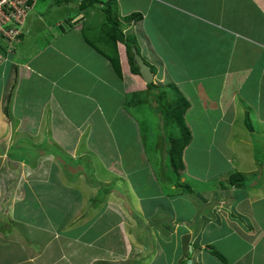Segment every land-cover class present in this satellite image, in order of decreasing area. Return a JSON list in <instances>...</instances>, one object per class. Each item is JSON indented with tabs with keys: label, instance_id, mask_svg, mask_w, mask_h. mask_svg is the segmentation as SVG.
Instances as JSON below:
<instances>
[{
	"label": "crops",
	"instance_id": "obj_1",
	"mask_svg": "<svg viewBox=\"0 0 264 264\" xmlns=\"http://www.w3.org/2000/svg\"><path fill=\"white\" fill-rule=\"evenodd\" d=\"M83 1L90 4L36 0L13 54L0 61V264H264V218L253 206L264 200L262 163L250 158L254 168H239L257 173L260 186L218 184V194L203 196L202 205L185 188L187 180L200 181L193 168H184L179 181L171 168H142V131L155 158L157 150L164 158L168 147L157 117H141L142 102L156 108L152 89L132 72L126 45H118V71L86 41ZM99 1L90 11L102 15L100 27ZM113 2L121 21L142 15L124 33L136 37L155 68V84H195L190 88L205 111L220 110L231 126L241 116L252 129L248 108L264 121V0ZM179 51L188 70L200 61L214 69L195 81L173 77L172 68H181L173 64ZM222 55L226 63L218 66ZM241 59L246 66L237 65ZM250 87L260 101L243 107ZM193 141L192 134L188 146ZM70 164L88 172L75 167L72 181Z\"/></svg>",
	"mask_w": 264,
	"mask_h": 264
},
{
	"label": "rangeland",
	"instance_id": "obj_2",
	"mask_svg": "<svg viewBox=\"0 0 264 264\" xmlns=\"http://www.w3.org/2000/svg\"><path fill=\"white\" fill-rule=\"evenodd\" d=\"M92 13V15H91ZM102 15L97 13L95 15L93 12L89 11L87 14V21L86 25L88 29L91 27V29H99V25L97 26L98 21L101 20ZM105 17V15H104ZM96 23V24H95ZM176 42L181 43V40H175ZM14 48H16V43H14ZM210 54L206 52L204 55L206 59H212L213 53ZM120 56V64H121V55ZM221 60L220 63L218 62V66H223V64L226 63L225 56H220ZM175 61L173 64H179L181 68H172V74L173 77L177 76V79H180V77L186 76L187 77H193L194 81L197 80L198 76L200 77L201 74H208L210 69H214L210 67V65L207 67L205 66V63L202 61L196 63L193 62L194 66L188 70L186 68L187 65V58H184L181 51H179V54L175 55ZM248 60L241 59L240 61H237V65H242L241 67L246 66V62ZM221 64V65H220ZM260 66V60H256L254 64V69H256ZM254 82V81H253ZM176 83L171 82L168 84H159L157 88L154 90L152 89V94H150L151 98L150 101L154 105L156 104V108L153 107L152 110H149L147 107H145L146 103L142 102L141 108L143 114H141V117L148 122H152L156 118L157 121V131L158 134H160V137L164 140H166V144L170 143L169 138L174 137L178 135V131H176L173 128V122L167 118V116L164 114V109L160 107L159 101L162 102V100L165 99H178L180 98V95L187 94V99L191 105V117L190 121H187V124L191 127V132L194 137V141L191 144V146H188L186 148L187 152V158L185 160L186 166L181 169H179L178 173L182 174L183 171L186 172L184 168H193L194 176L198 178L200 181H196V179H191L185 181V188L189 191V193H192L193 196H198V201H201V205L203 202V196L205 199H209L213 196H216L218 194V191L216 190V186L218 184H227L229 183V179L233 173L240 172L243 176V187L246 186H260L262 184L261 178L257 173H242L239 168H254L251 166V159L254 158V160L257 159V161H260L262 163V168H264V121L259 122L256 117H254L253 112L250 108L246 110V114L249 116V121L251 123L252 129H246L244 125L241 124V116L239 118V121H236L231 126L229 123L221 120L222 115L220 110H209L205 111V109L202 107L201 103L198 101L195 94L192 93L191 86H195V84L190 82H184L180 84V86H176ZM257 84H254V88H257ZM186 89V92L184 91ZM249 91L250 93L246 92ZM253 88L250 87L248 89H245V93L250 100L245 101L242 100L240 105L243 107L260 101L259 92L255 90L253 92ZM252 93V94H251ZM163 95V97H161ZM144 94L142 93L140 97H143ZM183 96V95H182ZM160 102V103H161ZM261 114H264V98H263V104L261 106ZM149 113V114H148ZM148 114V115H147ZM150 115V116H149ZM151 118V119H150ZM188 120V119H187ZM141 122V127H142ZM146 124V122H145ZM144 128V125H143ZM155 128V126H154ZM157 133V132H156ZM142 138H141V146L140 143L137 141V144L141 148V152L145 156L143 157V160L138 162L142 164V168H146L147 163L150 164L149 168H153L155 171L156 168H171V166L168 163V155L165 154L164 158L161 157L159 154V151L157 150V157L155 158L153 151H150L148 148V145L145 146L144 144V132L142 131ZM155 139V138H154ZM155 142V141H154ZM254 148V157H251L252 150L248 146ZM168 148V147H167ZM30 151L32 148L29 149ZM31 153V152H30ZM33 154V153H32ZM147 154V155H146ZM10 155L13 159H18L21 154H19L17 151L12 150L10 152ZM149 158V160H148ZM156 159V161H155ZM183 159V158H182ZM165 161L164 163H160ZM149 161V162H148ZM127 164V163H126ZM76 166L70 164L69 167L65 165L66 168L69 169V173H71V180H74V176L77 174L75 172V167L77 169H84L87 171L86 166ZM131 165V164H130ZM129 165V166H130ZM259 167V166H258ZM260 168V167H259ZM204 171V178L202 179L201 173L199 171ZM88 172V171H87ZM188 172V171H187ZM170 177L172 179H176V173L174 171V168H171L169 171ZM186 175V174H185ZM259 176V177H258ZM187 178V177H186ZM19 179L16 182V186ZM182 184V183H181ZM184 185V184H183ZM231 186V185H230ZM235 187V186H231ZM240 187V186H239ZM26 190V189H25ZM120 190V188L117 189V191ZM238 194L242 193V190L238 189ZM264 189H262L263 191ZM124 193V191H121ZM196 194H198L196 196ZM202 194V195H201ZM204 194V195H203ZM204 203V202H203ZM253 206H256V208H259L260 215L264 218V200L257 201ZM8 213L12 212V206L8 208ZM141 225L144 223L143 221H140ZM146 227L144 226L143 233H146ZM3 244V242H0ZM26 243V242H25ZM28 246H30V243H26Z\"/></svg>",
	"mask_w": 264,
	"mask_h": 264
},
{
	"label": "trees",
	"instance_id": "obj_3",
	"mask_svg": "<svg viewBox=\"0 0 264 264\" xmlns=\"http://www.w3.org/2000/svg\"><path fill=\"white\" fill-rule=\"evenodd\" d=\"M96 1L97 0H90V4L87 1H83L81 9L88 14L90 6H93ZM99 3L103 4L102 11L105 15L104 21L99 29H91V27L88 29L86 25L83 26L86 41L91 44V46L100 48L113 62L118 71H121L118 45L120 43L126 45L131 70L135 74H140L133 59L134 49L140 54L138 41L135 36L126 35L124 33V28L133 22L139 21L142 15L140 13H132L126 15L123 21H121L116 13L113 0L99 1ZM150 67L151 71L156 73L155 68L152 65H150ZM148 85L151 89L158 87L154 82ZM182 95H180L178 99H165L162 100V102L158 100L160 107L164 109V114L173 122V128L179 132L178 135L169 138L170 143H168L167 148L168 163L171 168H174L178 181L180 179L178 171L183 166V152L192 141V132L186 121V113L190 109V103L188 99ZM161 97H163V95ZM243 180L242 174L235 172L231 175L228 184L231 186H243ZM223 186L226 187L227 184L223 183Z\"/></svg>",
	"mask_w": 264,
	"mask_h": 264
},
{
	"label": "built area",
	"instance_id": "obj_4",
	"mask_svg": "<svg viewBox=\"0 0 264 264\" xmlns=\"http://www.w3.org/2000/svg\"><path fill=\"white\" fill-rule=\"evenodd\" d=\"M36 0H0V61L13 54ZM5 54H9L6 56Z\"/></svg>",
	"mask_w": 264,
	"mask_h": 264
},
{
	"label": "water",
	"instance_id": "obj_5",
	"mask_svg": "<svg viewBox=\"0 0 264 264\" xmlns=\"http://www.w3.org/2000/svg\"><path fill=\"white\" fill-rule=\"evenodd\" d=\"M133 59L135 65L138 67L139 72L143 80L149 84L154 82V75L151 71L150 65L144 60V58L137 52V50H133ZM188 264H191V260H188Z\"/></svg>",
	"mask_w": 264,
	"mask_h": 264
},
{
	"label": "bare ground",
	"instance_id": "obj_6",
	"mask_svg": "<svg viewBox=\"0 0 264 264\" xmlns=\"http://www.w3.org/2000/svg\"><path fill=\"white\" fill-rule=\"evenodd\" d=\"M6 56H8L9 54H5Z\"/></svg>",
	"mask_w": 264,
	"mask_h": 264
}]
</instances>
